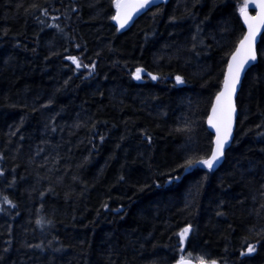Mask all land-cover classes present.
I'll use <instances>...</instances> for the list:
<instances>
[{
  "label": "trees",
  "instance_id": "trees-1",
  "mask_svg": "<svg viewBox=\"0 0 264 264\" xmlns=\"http://www.w3.org/2000/svg\"><path fill=\"white\" fill-rule=\"evenodd\" d=\"M244 2L168 0L120 32L113 0H0V197L16 205L0 212V264H264L261 39L223 163L179 167L213 146L206 120ZM67 56L95 63L93 75ZM137 67L161 79L136 81ZM166 173L181 179L166 185Z\"/></svg>",
  "mask_w": 264,
  "mask_h": 264
},
{
  "label": "snow or ice",
  "instance_id": "snow-or-ice-1",
  "mask_svg": "<svg viewBox=\"0 0 264 264\" xmlns=\"http://www.w3.org/2000/svg\"><path fill=\"white\" fill-rule=\"evenodd\" d=\"M256 8L259 9L258 14L252 16L248 12V4L245 3L243 7L239 9L240 14L244 19V23L247 25V32L241 37L238 41V45L231 52L229 59L226 61V70L222 80V86L220 90L216 93L214 97V103L211 105L210 113L207 116V124L215 130V138L213 141V146L210 152L205 155H191L188 156L184 163L179 165L180 168H183L185 172L196 168L204 167L210 172L214 171L222 162V159L225 157V149L230 146V141L232 140L233 125L236 114V103L235 95L237 92L238 86L241 84L242 75H246V72L254 68L259 60H264V50L260 52L258 60V49H257V37L260 34L261 29H264V0H252ZM115 7V15L111 17L112 20H115L119 24V28L123 29L132 20L133 16L141 12V10H150L153 6L158 7V0H113ZM34 8H39V5H33ZM75 10V9H73ZM58 11V9H57ZM42 14L44 16L49 15L47 8L42 9ZM52 19L57 20L59 17H52ZM37 20L44 24L45 21L41 20L40 17H37ZM60 32H63V29L60 28L59 24L49 25ZM261 43H264V37H261ZM75 47L79 48L80 45L76 44ZM67 60H71L75 65V70H79L81 67L87 69L91 68L92 71L88 73L89 76L93 75V72L96 68L95 63L92 64H82L81 61L76 56H67ZM131 76L136 81H142L145 76L149 77L152 81L161 79L159 75L153 74L152 72L146 71L142 67H137L134 72L131 73ZM87 78V77H85ZM175 81L177 84H184L185 80L180 75H175ZM186 131H191L190 128L184 129ZM104 137L101 136L100 140L103 142ZM145 139L148 143H151L152 137L146 135ZM173 172L177 171L176 169L172 170ZM4 175V169L0 168V176ZM166 176V184H171L174 181H179L181 179L180 175H172L171 173L164 174ZM124 177L121 176L120 180H123ZM206 179V178H205ZM14 183V181H13ZM143 191V187L139 189ZM43 195V193H42ZM221 204L223 202H220ZM7 204L11 207H16V205L8 199L7 196L0 197V212L5 211L3 205ZM107 209L108 205L105 203L103 205ZM187 208H191L192 204H188ZM264 207V205H261ZM119 211V209H117ZM195 211V209H193ZM217 216H223L225 213L217 211ZM37 224L43 225L45 223L50 224L51 221H45L43 218L36 221ZM194 228L191 223H188L179 233V252L184 251V245L186 242H189L190 235L194 234ZM11 244V241L7 242ZM260 241L257 240L256 244L248 243L245 250H241L239 255L241 257L251 256L257 250L256 245ZM34 247H39L36 245ZM9 249L5 248L4 251L7 252ZM188 257L191 256L189 252ZM3 259V257H0ZM175 264H192V261L186 258L183 255H180L176 260ZM198 264H218L216 259L204 260L203 257L198 258Z\"/></svg>",
  "mask_w": 264,
  "mask_h": 264
},
{
  "label": "water",
  "instance_id": "water-1",
  "mask_svg": "<svg viewBox=\"0 0 264 264\" xmlns=\"http://www.w3.org/2000/svg\"><path fill=\"white\" fill-rule=\"evenodd\" d=\"M165 1H167V0H158V4H160V3H162V2H165ZM247 4H248V9H247V10H248L249 14L252 15V16L257 15L259 9L255 7V5L253 4L252 0H247ZM144 12H146V11H145V10H141V12L137 13L136 15H134L133 18H132V20L129 21V23H128V24L125 26V28H123V29L119 28V24H118L115 20H114V24L117 26V28L119 29L120 32H123V31L127 30V29H128V28H129V27H130V26L136 21V19H137L141 14H143ZM241 18H242V23H243V26H244V29H245V33H246V32H247V25L244 23V19H243L242 15H241ZM263 33H264V29H261L260 34H259L258 37H257V49H258V44H259V42H260V39H261ZM237 45H238V44H237ZM225 70H226V69H225ZM246 73H247V72H246ZM244 78H245V75H242L241 84L238 86V88H237V92H236V95H235V97H234V99H235V103H236V109H237V97H238V95H239V91H240V89H241V86H242V83H243ZM213 103H214V100H213L212 104H213ZM209 113H210V111H209ZM237 116H238V109H237L236 114H235V120H234V125H233V133H232V140L230 141V146H229V147H226V149H225V154H226V151L231 147L232 142H233V139H234L235 130H236V125H237ZM206 126H207V129L209 130V132L213 135V141H214V138H215V130H214L213 128H211V127L207 124V120H206ZM224 159H225V157L222 159V162L220 163V165H219L215 170H217V169L221 166V164L223 163ZM215 170H214V171H215ZM166 185H169V184H166ZM190 260H191V259H190ZM191 261H192V264H198V262H195V261H193V260H191Z\"/></svg>",
  "mask_w": 264,
  "mask_h": 264
},
{
  "label": "bare ground",
  "instance_id": "bare-ground-1",
  "mask_svg": "<svg viewBox=\"0 0 264 264\" xmlns=\"http://www.w3.org/2000/svg\"><path fill=\"white\" fill-rule=\"evenodd\" d=\"M162 3H164V2H162ZM245 3H247V0H245L244 4H245ZM244 4H243V6H244ZM243 6H242V7H243ZM141 15H142V14H141ZM240 17H241V14H240ZM241 21H242V18H241ZM236 46H237V45H236ZM229 57H230V56H229ZM237 109H238V108H237ZM208 131H209V130H208ZM212 136H213V135H212Z\"/></svg>",
  "mask_w": 264,
  "mask_h": 264
}]
</instances>
